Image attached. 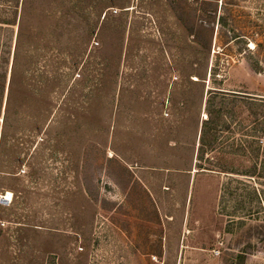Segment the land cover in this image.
<instances>
[{"label": "rangeland", "instance_id": "rangeland-1", "mask_svg": "<svg viewBox=\"0 0 264 264\" xmlns=\"http://www.w3.org/2000/svg\"><path fill=\"white\" fill-rule=\"evenodd\" d=\"M0 6V264H264V0Z\"/></svg>", "mask_w": 264, "mask_h": 264}, {"label": "crops", "instance_id": "crops-1", "mask_svg": "<svg viewBox=\"0 0 264 264\" xmlns=\"http://www.w3.org/2000/svg\"><path fill=\"white\" fill-rule=\"evenodd\" d=\"M129 254V259H132L131 264H140V258L136 251ZM132 254V258L130 257ZM163 258L171 259V264H217L215 258H209L208 254H202L199 248L190 247L186 254H163Z\"/></svg>", "mask_w": 264, "mask_h": 264}, {"label": "trees", "instance_id": "trees-1", "mask_svg": "<svg viewBox=\"0 0 264 264\" xmlns=\"http://www.w3.org/2000/svg\"><path fill=\"white\" fill-rule=\"evenodd\" d=\"M0 8H1V6H0ZM0 15H1V9H0ZM9 41L10 40L7 41V38H3L2 39L0 37V64L3 63V60L5 58H6V61H7V57H8L9 51H10V49H9V45H10Z\"/></svg>", "mask_w": 264, "mask_h": 264}, {"label": "bare ground", "instance_id": "bare-ground-1", "mask_svg": "<svg viewBox=\"0 0 264 264\" xmlns=\"http://www.w3.org/2000/svg\"><path fill=\"white\" fill-rule=\"evenodd\" d=\"M250 45H251V44H250ZM3 198H4V199H10V198H11V194H10V192H8Z\"/></svg>", "mask_w": 264, "mask_h": 264}]
</instances>
